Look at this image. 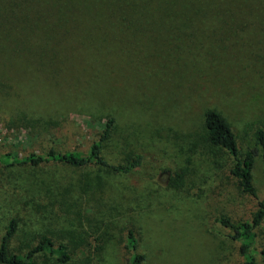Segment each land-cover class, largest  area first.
<instances>
[{
    "label": "rangeland",
    "instance_id": "1",
    "mask_svg": "<svg viewBox=\"0 0 264 264\" xmlns=\"http://www.w3.org/2000/svg\"><path fill=\"white\" fill-rule=\"evenodd\" d=\"M34 1L0 0V154L85 152L111 118L106 159L135 151L143 162L127 175L55 162L0 166V241L11 219L18 226L8 253L24 255L46 237L69 258L44 252L37 264H131L132 229L145 264H240L232 230L216 220L251 221L264 200L255 139L264 128V19L252 17L264 0L251 1L248 19H115L90 30L58 22L57 5L45 18L46 2ZM215 3L225 14L236 4ZM210 108L230 126L240 158L256 150V198L210 142L202 118ZM255 233L260 252L264 219Z\"/></svg>",
    "mask_w": 264,
    "mask_h": 264
},
{
    "label": "trees",
    "instance_id": "2",
    "mask_svg": "<svg viewBox=\"0 0 264 264\" xmlns=\"http://www.w3.org/2000/svg\"><path fill=\"white\" fill-rule=\"evenodd\" d=\"M46 5L43 9L44 17H51V8L58 7V22L64 24L81 26L87 22L88 30L100 29V21L107 22L115 19H140L160 20L166 16L181 17L189 22L199 19L233 21L235 19L251 18L249 8L252 0H234L237 4L227 6L229 14L222 13V5L215 3V0H44ZM226 3V0H224ZM233 1V0H232ZM261 1V0H259ZM36 3L30 0V3ZM237 7V11L234 8ZM191 15V16H190ZM264 19V11H256L253 16ZM255 18V17H254ZM259 19V18H257ZM79 27L73 28L77 31ZM139 32V28H135ZM70 31H62L63 34ZM60 33V32H58ZM61 34V33H60ZM87 47V45H85ZM203 125L209 140L214 145L224 148L234 160L232 173L238 178L239 184L244 193L256 198V191L252 184L251 171L256 150L246 151L242 158L239 157L238 145L221 113L215 109H206L203 113ZM114 120L109 118L103 124V130L98 138L91 142L85 152L67 151L56 152L49 150L43 154H30L26 157L6 152L0 154V166L12 167L17 165L38 166L43 163L55 162L75 167L99 166L107 168L114 173L127 175L138 169L143 162V155L129 151L121 163H110L104 156V148L110 138ZM255 139L261 147V156L264 164V128L258 127L255 130ZM264 219V200H258V210L251 221L232 223L228 218H219L216 221L223 227L232 230V238L239 244L240 264H257L256 256L259 254L264 259V249L256 250L255 228L261 225ZM17 221L11 219L8 228L0 241V263L1 264H37L35 256L44 252L55 255L58 262H66L68 254L66 247L62 244L54 247L53 243L46 237H42L37 245L28 250L24 255L10 254L7 250L8 241L17 231ZM125 247L132 253L131 264H145L144 254L138 252L137 238L132 229H128L125 235Z\"/></svg>",
    "mask_w": 264,
    "mask_h": 264
}]
</instances>
